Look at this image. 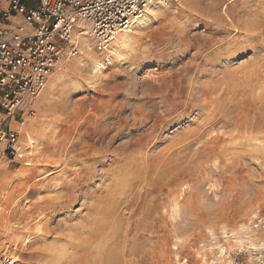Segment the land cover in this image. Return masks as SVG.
<instances>
[{
    "label": "rangeland",
    "instance_id": "1",
    "mask_svg": "<svg viewBox=\"0 0 264 264\" xmlns=\"http://www.w3.org/2000/svg\"><path fill=\"white\" fill-rule=\"evenodd\" d=\"M149 14L122 48L90 36L34 99L30 153L0 173L13 264H256L264 0H157Z\"/></svg>",
    "mask_w": 264,
    "mask_h": 264
},
{
    "label": "built area",
    "instance_id": "2",
    "mask_svg": "<svg viewBox=\"0 0 264 264\" xmlns=\"http://www.w3.org/2000/svg\"><path fill=\"white\" fill-rule=\"evenodd\" d=\"M152 1L0 0V173L2 161L8 165L30 153L33 142L21 139L25 122L57 63L78 54L76 29L88 27L96 46L105 49ZM251 222L264 230V211ZM255 260L264 264V243ZM14 262L0 248V264ZM232 264L244 262L236 255Z\"/></svg>",
    "mask_w": 264,
    "mask_h": 264
},
{
    "label": "bare ground",
    "instance_id": "3",
    "mask_svg": "<svg viewBox=\"0 0 264 264\" xmlns=\"http://www.w3.org/2000/svg\"><path fill=\"white\" fill-rule=\"evenodd\" d=\"M156 1L157 0H154V1H152L151 3H150V5L145 9V11H146V14H141V15H139L138 17H136V19H135V21H134V23H133V25H131L130 27H128L127 29H125V30H123V32L122 33H118V34H116L115 35V37L113 38V43H115V46L113 47V45L111 44V46L108 48L109 49V51H110V49H119V48H122L121 46H123L125 43H126V40L128 39V37H129V34L131 33V32H133L134 30L133 29H135V28H137V27H139V26H142V25H144V24H146L147 23V20L149 19V16H151V14H149V11L152 9V7H153V5L156 3ZM74 36H75V40H76V42H77V44H78V46H79V50L80 49H82V51H83V53H84V55H85V53H87V51L86 50H89L90 48H91V45H90V36H92V33H91V31H90V29L88 28V27H78L77 29H76V31H75V34H74ZM79 36H80V40H79ZM81 47V48H80ZM111 52V51H110ZM109 59V58H108ZM107 59V60H108ZM61 61H59L58 63H60ZM57 63V64H58ZM57 66V65H56ZM102 67V64L100 63V62H96L95 64H94V66H93V70L94 71H98L100 68ZM54 71V70H53ZM53 73V72H52ZM52 73L50 74V76H49V78H51V75H52ZM48 80H50V79H48ZM48 83H47V85H45L46 87H49V86H51V80L50 81H47ZM46 87H45V89H46ZM44 89V90H45ZM27 133V136H30V134L28 133V132H26ZM29 138V137H28ZM31 142H34L32 139H29ZM2 164H3V161L1 162V166H2ZM3 167H4V165H3ZM3 171H2V173L4 174L5 172H6V170L3 168L2 169ZM7 176V175H6ZM4 178V177H3ZM242 227V226H241ZM246 232V231H245ZM245 232H243V233H245ZM238 233H239V231H238ZM238 233H237V235L236 236H234L233 237V242H235V243H237V244H240V243H242L241 241V237H240V235H238ZM235 234H236V232H235ZM247 234V233H246ZM243 235V234H242ZM256 236V235H255ZM254 237V236H253ZM247 239V238H246ZM250 240H251V238H249ZM253 240V239H252ZM254 240H255V238H254ZM244 241V240H243ZM255 241H257V239L255 240ZM254 241V242H255ZM258 241H259V239H258ZM245 244H251V242H245ZM232 245V244H231ZM219 251H223L224 252V247H219ZM224 254V253H223Z\"/></svg>",
    "mask_w": 264,
    "mask_h": 264
}]
</instances>
